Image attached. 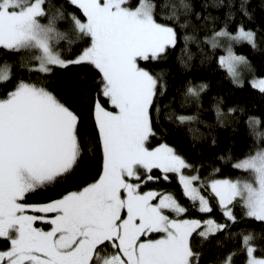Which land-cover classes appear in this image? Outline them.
Here are the masks:
<instances>
[{"label": "snow or ice", "instance_id": "1", "mask_svg": "<svg viewBox=\"0 0 264 264\" xmlns=\"http://www.w3.org/2000/svg\"><path fill=\"white\" fill-rule=\"evenodd\" d=\"M0 264H264V0H0Z\"/></svg>", "mask_w": 264, "mask_h": 264}, {"label": "trees", "instance_id": "2", "mask_svg": "<svg viewBox=\"0 0 264 264\" xmlns=\"http://www.w3.org/2000/svg\"><path fill=\"white\" fill-rule=\"evenodd\" d=\"M246 53H249V50L247 48L242 49ZM250 56L254 59L255 62H259L261 60V57L258 53H249ZM205 75L208 79H210L213 83L214 86L219 87L220 90L224 91L225 95L236 98V97H246L248 93L244 91H236L231 85L226 80H221V75L220 74H214L211 72V70H205ZM234 94V95H233ZM222 137H227L228 136V131L224 130L221 133ZM169 140L171 142L177 143V146L183 149L186 152H191V148L189 144L187 143V140L185 138H182L178 134L176 135H171L169 137Z\"/></svg>", "mask_w": 264, "mask_h": 264}]
</instances>
